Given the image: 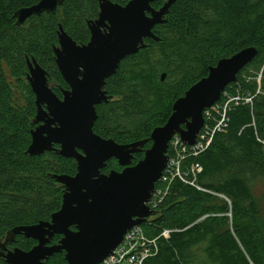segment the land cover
Returning a JSON list of instances; mask_svg holds the SVG:
<instances>
[{
    "label": "trees",
    "instance_id": "1",
    "mask_svg": "<svg viewBox=\"0 0 264 264\" xmlns=\"http://www.w3.org/2000/svg\"><path fill=\"white\" fill-rule=\"evenodd\" d=\"M39 1L0 0V246L11 229L51 220L65 192L53 175L77 173L76 160L56 149L28 153L37 115L28 58L48 71L61 96L68 84L54 51L60 25L79 44L87 43L88 20L98 17L99 3L63 0L55 12L34 14L18 24L15 13ZM165 1L152 5L160 8ZM164 19L153 28L158 40L145 38V48L121 61L106 83L111 99L96 108L95 132L119 143L145 140L135 162L152 146L151 134L168 120L174 102L211 66L245 47L254 46L258 53L218 101H224L225 92L241 96L228 110L223 130L186 162L202 167L198 183L211 192L175 179L154 210L157 216L142 223L151 237L164 228L172 232L160 237L158 253L142 264H264V194L253 189L264 178V0H177ZM249 95H254L253 104L245 101ZM211 111L218 115L216 108ZM115 165L110 161L104 171ZM61 238L55 234L51 244ZM36 243L20 234L7 246L30 250ZM65 255L57 252L46 262L66 264ZM0 264L8 263L0 257Z\"/></svg>",
    "mask_w": 264,
    "mask_h": 264
},
{
    "label": "water",
    "instance_id": "2",
    "mask_svg": "<svg viewBox=\"0 0 264 264\" xmlns=\"http://www.w3.org/2000/svg\"><path fill=\"white\" fill-rule=\"evenodd\" d=\"M154 1L129 0L120 4L98 0L99 17L88 20L91 38L84 44H79L60 25L59 45L54 51L58 68L70 86L63 92V99L50 85L48 71L37 60L28 58L27 79L36 95L38 123L31 131L28 153L40 155L56 149L60 155L76 160L77 173L53 175L64 184L65 192L62 205L51 220L8 231L0 256L9 264H47L50 256L61 251L66 253V264L103 262L128 230L154 214L147 202L168 164L172 137L179 134L185 143L194 144L205 122L204 111L221 99L227 85L257 55L256 47H245L211 66L207 76L174 102L165 124L154 128L152 146L131 165L133 154L143 148L145 140L121 144L97 134L96 106L109 100L106 80L116 73L121 61L145 48V38L159 39L153 28L164 22L177 0H166L160 8L153 7ZM62 3L63 0H40L23 7L15 13L17 23L23 24L34 14L55 12ZM165 76L163 73L162 80ZM113 157L126 167L102 173ZM19 234L35 239L36 245L30 250H8V242ZM55 234L62 238L59 243L50 244Z\"/></svg>",
    "mask_w": 264,
    "mask_h": 264
},
{
    "label": "built area",
    "instance_id": "3",
    "mask_svg": "<svg viewBox=\"0 0 264 264\" xmlns=\"http://www.w3.org/2000/svg\"><path fill=\"white\" fill-rule=\"evenodd\" d=\"M223 99L224 101L220 102L221 104L216 102L212 107L206 109L207 112L205 111L206 114H204V116L206 115V121L194 144L185 143L179 134L174 135L170 140L168 164L148 201V205L152 210H155L163 202L170 191L172 183L177 178L198 189L211 192L198 183L197 176L202 167L197 168L194 164L189 166L186 165V162L189 157H197L208 148L216 133L223 130L228 110L233 104L238 103L241 96L225 92ZM253 99L254 95H249L245 98V101L253 104ZM213 107L217 110V116L212 115L211 109ZM209 120H213L214 123L209 122ZM221 196L231 205L228 197ZM227 214L231 216V212ZM171 232L172 229L164 228L158 236L151 237L146 233L142 224L134 225L125 233L123 240L114 252L99 264H142L147 257L158 253L160 237L169 238Z\"/></svg>",
    "mask_w": 264,
    "mask_h": 264
},
{
    "label": "flooded vegetation",
    "instance_id": "4",
    "mask_svg": "<svg viewBox=\"0 0 264 264\" xmlns=\"http://www.w3.org/2000/svg\"><path fill=\"white\" fill-rule=\"evenodd\" d=\"M114 1V0H113ZM114 2H116V1H114ZM117 3H119V2H117ZM127 3V2H126ZM125 3V4H126ZM120 4H122V3H120ZM100 10V9H99ZM98 17H99V14H98ZM98 17H96V18H94V19H97ZM90 33H91V31H90ZM91 38V37H90ZM152 38V37H151ZM114 75V74H113ZM112 75V76H113ZM62 77H63V75H62ZM111 77V76H110ZM109 77V78H110ZM64 78V77H63ZM109 78H107V80L109 79ZM64 80H65V78H64ZM107 80H106V83H107ZM66 81V80H65ZM66 83L68 84V82L66 81ZM54 84H56V83H51L50 82V85L52 86V88L54 89L55 88V85ZM70 88V86H69V84H68V86L64 89V91L65 90H67V89H69ZM105 89L108 91V89L106 88V85H105ZM63 91V92H64ZM59 96V95H58ZM108 96H110L109 97V100L111 99V95H110V93H109V91H108ZM61 99H63V93H62V95L61 96H59ZM108 100V101H109ZM107 102V101H106ZM103 103V102H102ZM102 103H100V104H102ZM100 104H98V105H100ZM97 105V106H98ZM97 106H96V108H97ZM97 120V119H96ZM38 125V123H36V126ZM185 126V125H184ZM36 128V127H35ZM34 129V128H33ZM97 133V132H96ZM97 134H99V133H97ZM99 135H101V134H99ZM102 136V135H101ZM103 137H105V136H103ZM105 138H112V137H105ZM114 139V138H113ZM115 140V139H114ZM116 141V140H115ZM119 143V142H118ZM121 144H124V143H121ZM56 145H58V144H56ZM59 146V145H58ZM142 150L143 149H141L140 151H138V152H135L134 154H133V159H132V163H131V165H135L137 162H135V154L136 153H139V152H142ZM112 160H114V161H116V165L115 166H113L112 168H110L109 169V171L108 172H106V171H104V169L107 167V165H108V163L110 162V161H112ZM141 160V159H140ZM126 166H124V165H121L120 163H119V160L117 159V158H115V157H113V158H111L110 160H108L107 161V164H106V166H104L103 168H102V173H104V174H109L111 171H113V170H115V171H122L124 168H125ZM158 182V181H157ZM64 185V184H63ZM156 187V186H155ZM153 193V192H152ZM152 196V195H151ZM150 200V199H149ZM147 204H148V202H147ZM71 228L73 229V230H75L76 228H75V226H71ZM20 235V234H19ZM61 235V234H60ZM62 236V235H61ZM54 237V236H53ZM52 237V238H53ZM52 238H51V240H52ZM6 240V238L4 239V241ZM3 241V242H4ZM2 242V243H3ZM1 243V244H2ZM9 243V242H8ZM11 243V242H10ZM50 244H51V242H50ZM1 247V246H0ZM7 248H8V250L9 249H13L14 247H12V248H10V247H8L7 246ZM0 251H1V249H0ZM0 257H2V258H4V256H0ZM5 259V258H4ZM6 260V259H5ZM7 262V261H6ZM8 263V262H7ZM9 264V263H8Z\"/></svg>",
    "mask_w": 264,
    "mask_h": 264
},
{
    "label": "rangeland",
    "instance_id": "5",
    "mask_svg": "<svg viewBox=\"0 0 264 264\" xmlns=\"http://www.w3.org/2000/svg\"><path fill=\"white\" fill-rule=\"evenodd\" d=\"M253 189H254L255 194L259 196L263 195L264 194V178L256 180V182L253 185ZM156 216H157V213L152 214V216L150 217L153 218Z\"/></svg>",
    "mask_w": 264,
    "mask_h": 264
}]
</instances>
